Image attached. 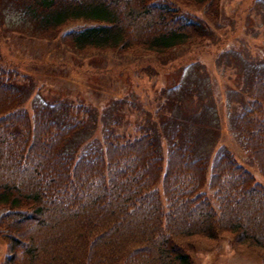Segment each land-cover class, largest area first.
Instances as JSON below:
<instances>
[{
	"label": "trees",
	"instance_id": "1",
	"mask_svg": "<svg viewBox=\"0 0 264 264\" xmlns=\"http://www.w3.org/2000/svg\"><path fill=\"white\" fill-rule=\"evenodd\" d=\"M7 2L27 21L29 35L53 37L70 21L83 19L59 34L73 50L149 54L162 61L205 38L199 19L190 12L182 17V5L213 17L219 5L218 0ZM252 77L232 126L264 177V71ZM16 83L11 68L0 62L1 264H194L198 242L214 245L224 237L264 264V183L229 149L217 151L209 163L195 152L193 137L181 135L189 119L179 99L165 128L161 119L136 122L129 132L108 123L92 144L68 151L84 118L57 117L48 103H32L28 110Z\"/></svg>",
	"mask_w": 264,
	"mask_h": 264
},
{
	"label": "rangeland",
	"instance_id": "2",
	"mask_svg": "<svg viewBox=\"0 0 264 264\" xmlns=\"http://www.w3.org/2000/svg\"><path fill=\"white\" fill-rule=\"evenodd\" d=\"M7 1L0 0V62L11 68L22 106L31 110L32 103H48L57 117L84 118L85 126L66 150L92 144L108 123L129 132L136 122L161 119L165 128L169 109L179 99L189 119L181 135L193 137L195 152H203L209 163L217 151L229 149L264 183L232 126L234 110L249 96L252 76L264 71V0H218L215 17L182 5V17L190 12L199 19L205 38L178 47L165 61L149 54L73 50L59 34L83 19L70 21L53 37L29 35L27 21ZM194 118L208 126L193 123ZM191 254L194 264H261L252 250L237 248L225 237L214 245L198 242Z\"/></svg>",
	"mask_w": 264,
	"mask_h": 264
}]
</instances>
